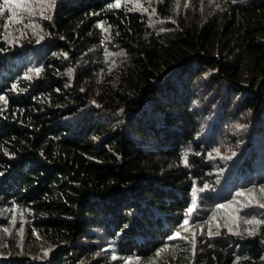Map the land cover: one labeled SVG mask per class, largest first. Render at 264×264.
<instances>
[{
  "label": "trees",
  "instance_id": "1",
  "mask_svg": "<svg viewBox=\"0 0 264 264\" xmlns=\"http://www.w3.org/2000/svg\"><path fill=\"white\" fill-rule=\"evenodd\" d=\"M0 8V264H264V0Z\"/></svg>",
  "mask_w": 264,
  "mask_h": 264
},
{
  "label": "snow or ice",
  "instance_id": "2",
  "mask_svg": "<svg viewBox=\"0 0 264 264\" xmlns=\"http://www.w3.org/2000/svg\"><path fill=\"white\" fill-rule=\"evenodd\" d=\"M10 2V0H5V4H8ZM16 7H23V5H21V4H16L15 5ZM3 11V8H0V12H2Z\"/></svg>",
  "mask_w": 264,
  "mask_h": 264
},
{
  "label": "rangeland",
  "instance_id": "3",
  "mask_svg": "<svg viewBox=\"0 0 264 264\" xmlns=\"http://www.w3.org/2000/svg\"><path fill=\"white\" fill-rule=\"evenodd\" d=\"M205 97V96H204ZM258 197H260V196H258Z\"/></svg>",
  "mask_w": 264,
  "mask_h": 264
}]
</instances>
